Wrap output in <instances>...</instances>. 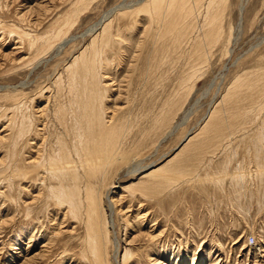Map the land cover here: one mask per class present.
<instances>
[{"label":"rangeland","instance_id":"1","mask_svg":"<svg viewBox=\"0 0 264 264\" xmlns=\"http://www.w3.org/2000/svg\"><path fill=\"white\" fill-rule=\"evenodd\" d=\"M96 107L124 157L76 181L30 166L75 153ZM263 122L264 0H0V264H97L99 227L100 264H264Z\"/></svg>","mask_w":264,"mask_h":264},{"label":"bare ground","instance_id":"2","mask_svg":"<svg viewBox=\"0 0 264 264\" xmlns=\"http://www.w3.org/2000/svg\"><path fill=\"white\" fill-rule=\"evenodd\" d=\"M160 3V2H159ZM213 3V2H212ZM212 3H211V7H212ZM115 11V10H114ZM219 15L215 14L213 16V18H211L210 21V27L209 30L206 34V36L208 37L209 43L213 44L217 41H219L221 36V28H220V24H219V20H218ZM207 40V38H206ZM206 42V41H205ZM206 45V43H205ZM204 48V47H202ZM197 66V65H196ZM251 77V76H250ZM263 74H258L256 77V80H260L262 79ZM98 79L99 76L97 75H92V80L93 79ZM257 81L255 84H257ZM92 84H94L92 82ZM230 92V91H229ZM248 94V93H247ZM229 95V94H228ZM249 95V94H248ZM93 98V97H92ZM97 104H100L97 101H94ZM94 103V104H95ZM84 105V104H83ZM81 106V105H80ZM84 107V106H83ZM81 108V107H80ZM97 109L100 110V112L98 113L99 118L97 119L100 123L99 125V129L95 128V130H93V124L91 121V116L87 117V123L89 124V130L88 129H82L80 127H76L75 129L80 132V133H87L86 139H80L77 140L76 137V144L74 145V152L70 151V149L66 148V144L64 147H60L58 148V152L57 151H51L46 147L43 149H39L38 151V155L36 160L38 162L32 163L30 164L31 167H35V168H43V170L45 169V171H47L46 173L49 174L50 176H53L54 180H56L57 178L55 177H60L62 176L63 178H74L75 181L78 180L79 178H87V176H83L84 175H88L89 177L92 176H96V174L99 173V171H101L102 167H107V163L111 162V161H118L117 157L119 158V155L121 154L122 157H124V153H125V147L124 144L121 140V135H117V137L113 140H105L104 137L105 135V131H109V128H105V124L103 123V119H101L102 117V112H101V108L100 107H96ZM87 109V108H86ZM90 109V108H89ZM80 110V109H79ZM92 110V109H90ZM104 110V109H103ZM78 111V110H77ZM255 112V111H254ZM95 113H97V111H95ZM216 113V112H215ZM256 113V112H255ZM214 114V113H213ZM72 117V116H71ZM78 117V116H77ZM77 117L75 116L76 120ZM81 117L83 118L84 115L83 113H81ZM213 117V116H211ZM69 118V117H68ZM70 119V118H69ZM93 119V118H92ZM68 120V119H67ZM73 120V119H72ZM96 120V121H97ZM23 121V120H22ZM69 122V121H68ZM113 122V121H112ZM61 123V122H60ZM94 123V122H93ZM264 123V122H263ZM23 124V123H22ZM65 124V123H64ZM71 124V123H70ZM73 124V123H72ZM92 124V125H90ZM209 124H211L212 126H222L223 127V121L222 119L220 120L219 118L216 120L211 121L209 123H207L206 126H208ZM16 125V124H15ZM264 125V124H263ZM26 126V125H24ZM69 127V126H68ZM73 127V126H72ZM263 128V127H262ZM65 129V128H63ZM70 129V127H69ZM74 129V130H75ZM99 130V131H98ZM13 132V131H12ZM11 132V133H12ZM65 133V132H64ZM76 133V132H75ZM70 134V133H69ZM72 134V133H71ZM78 134V133H77ZM111 134V133H110ZM109 134V135H110ZM22 135V134H21ZM10 136V135H9ZM8 136V137H9ZM20 136V135H19ZM67 136V135H66ZM74 136V135H73ZM114 136V135H113ZM14 136H10L9 138L11 139ZM21 137V136H20ZM63 137V136H62ZM78 137L81 138V135H79ZM108 137V136H107ZM22 138V137H21ZM25 138V137H24ZM27 138V137H26ZM46 138V137H45ZM70 138V137H69ZM9 139V140H10ZM72 140V138H70ZM109 139V138H108ZM124 139V138H123ZM22 140V139H21ZM61 140V139H60ZM14 141V140H13ZM23 141V140H22ZM62 141V140H61ZM39 144V143H38ZM44 144V142H43ZM46 144V143H45ZM57 144V142H56ZM71 144H74V140H72ZM48 145V144H47ZM59 145V144H58ZM45 147V146H43ZM51 149V148H50ZM12 152V151H11ZM126 156V155H125ZM16 157V156H15ZM14 157V158H15ZM13 158V159H14ZM11 159V158H10ZM12 159V160H13ZM127 159V158H126ZM6 160V159H5ZM4 160V161H5ZM35 160V159H34ZM123 162L125 159H121ZM126 162V161H125ZM129 162V161H128ZM7 163V162H5ZM116 164V163H115ZM109 165V164H108ZM112 165V164H110ZM9 162L7 163V170L9 169ZM29 165L27 167H30ZM1 167V165H0ZM30 167V168H31ZM3 168V167H2ZM6 169L2 170L3 171H7ZM12 169V168H11ZM31 170V169H30ZM42 170V171H43ZM264 170V167H260L257 171L256 175H261ZM37 172V170H35ZM1 172V171H0ZM30 172V171H29ZM35 172V173H36ZM90 172V174L88 173ZM18 173V172H17ZM21 174L19 175L22 176L21 178L25 177V172H20ZM250 173V172H249ZM252 173V172H251ZM14 174V173H13ZM153 172L149 173V176L152 175ZM157 175V173H155ZM153 174V175H155ZM243 174V173H242ZM247 174V173H246ZM245 174V175H246ZM11 175V174H9ZM15 175V174H14ZM30 175V174H29ZM16 176V175H15ZM159 176L162 178L161 181L162 182H166L167 179L169 177H167V175H165V173H160ZM236 176V174H235ZM238 176V175H237ZM240 176V175H239ZM248 176V175H247ZM253 176V175H252ZM5 177V176H4ZM10 177H13L10 176ZM244 177V174H243ZM0 178H3V176L0 175ZM14 178V177H13ZM17 178V177H15ZM171 178V177H170ZM247 178V177H246ZM1 180V179H0ZM4 180V178H3ZM7 180V179H6ZM9 180V178H8ZM73 180V179H72ZM180 180V179H179ZM2 181V180H1ZM5 182V181H4ZM8 183V182H7ZM159 187V185H158ZM63 188V187H62ZM54 189V188H53ZM68 191L70 192L71 196L73 197H77L79 198V200H81L83 202V204L86 205V207L88 208V210L90 212H95L96 211V207L98 205V202L95 201V197L92 196V190L89 189V187L83 189L82 191H80L78 193V195L75 194V188L74 187H70L68 188ZM96 191V190H95ZM64 192V191H63ZM53 194V193H52ZM98 194V193H97ZM68 196V195H67ZM80 196V197H79ZM101 196V195H100ZM69 197V196H68ZM102 197V196H101ZM98 198V197H97ZM75 199V198H74ZM74 202V201H73ZM79 202V201H78ZM72 203V201H71ZM80 203V202H79ZM102 203V202H101ZM102 205V204H101ZM72 204H70L71 208ZM73 208L75 209V205H73ZM97 211H99V209L97 208ZM84 212V211H83ZM73 214V213H72ZM76 214V213H75ZM85 215V214H84ZM100 217V216H99ZM86 219V218H85ZM98 219V218H97ZM99 220V219H98ZM101 220V219H100ZM103 220V219H102ZM110 220V219H109ZM110 223V221H109ZM101 225V224H100ZM87 226V225H86ZM102 227H99V229H96L95 231H90L89 235L86 239V256L89 257L90 255L93 257L94 261L97 264H100V261L102 260V256H101V250L98 247L97 244V240H99V242L101 244H103L104 240L103 236L106 237L105 242L107 243L109 240V232L105 231L103 233V231L100 229ZM104 234V235H103ZM111 237V236H110ZM111 239V238H110ZM109 243V242H108ZM107 243V244H108ZM108 247H110V245H108ZM110 249V248H109ZM127 251V250H126ZM45 253V252H44ZM108 255V254H107ZM87 259H91V258H87Z\"/></svg>","mask_w":264,"mask_h":264},{"label":"built area","instance_id":"3","mask_svg":"<svg viewBox=\"0 0 264 264\" xmlns=\"http://www.w3.org/2000/svg\"><path fill=\"white\" fill-rule=\"evenodd\" d=\"M254 240H255V238H254V237H252V238L250 239V241H252V242H253ZM253 243H254V242H253Z\"/></svg>","mask_w":264,"mask_h":264}]
</instances>
